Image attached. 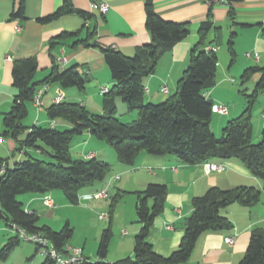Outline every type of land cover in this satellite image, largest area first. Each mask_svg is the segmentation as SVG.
<instances>
[{
	"label": "trees",
	"instance_id": "16d2710c",
	"mask_svg": "<svg viewBox=\"0 0 264 264\" xmlns=\"http://www.w3.org/2000/svg\"><path fill=\"white\" fill-rule=\"evenodd\" d=\"M74 12L86 16L75 11L65 0L57 11L38 21L48 23ZM12 16L24 17V0H20ZM146 27L151 42L139 48L133 56H126L112 47L98 46L113 80L111 89L104 93V113H92L80 103L69 102L55 103L46 108L50 120L62 119L71 125L68 129L24 126L23 121L36 93L38 83L34 82V77L38 67L32 59L14 65L12 77L17 94L11 110L4 115L2 136L14 139L18 143V152L38 150L50 161L27 155L24 160L10 166L8 159L0 158V220L7 226L15 224L28 233L42 234L60 251L69 244L74 233L69 223L60 231L47 225L40 226L39 216L35 212H27L17 197L28 193L46 195L61 190L70 203L78 204L83 191L103 182L111 173L109 164L96 157H72V140L85 132L111 145L119 161L128 166H132L141 153L171 154L190 165L237 159L253 176L264 181V129L261 141L257 144L252 142V106L258 96L264 94V67L254 66L244 71L242 79L245 81L252 75H259L249 96V105L238 117L230 119L221 136L217 137L211 128L214 103L206 98V93L216 85L219 61L215 51L205 49L209 46L208 34L214 23L211 19L201 23L199 40L191 48L189 65L178 81L176 92L158 104L145 102V79L156 73L160 58L184 41L191 34V28L188 22L161 18L151 0L146 4ZM233 44V39H230L228 51L232 63L236 57ZM88 81V76L76 67L60 70L54 66L42 83H56L63 88L76 87L84 91ZM117 98L123 100L129 111H138L136 121L123 123L116 117ZM29 129L30 132H27ZM25 134L27 136L21 140ZM137 193L136 214L141 230L135 236L134 257L106 262L113 235L110 221L101 236L98 260L87 258L83 264H187L202 234L233 227L232 222L222 215L223 210L233 204L253 207L260 203L262 197V191L246 186L231 190L214 186L204 195L194 197L193 211L186 220L181 244L176 251L165 256L155 250L148 236L156 218L165 209L168 188L165 184L152 183ZM122 196L119 193L112 198L110 220ZM20 242L18 236L10 238L0 249V261H6ZM42 264H53V261L46 258ZM239 264H264V227L252 230L246 253Z\"/></svg>",
	"mask_w": 264,
	"mask_h": 264
},
{
	"label": "crops",
	"instance_id": "0c3cea01",
	"mask_svg": "<svg viewBox=\"0 0 264 264\" xmlns=\"http://www.w3.org/2000/svg\"><path fill=\"white\" fill-rule=\"evenodd\" d=\"M64 1L24 0V17L14 18L12 15L17 11L20 0H0V158L8 159L10 166L24 160L27 155L32 156L34 152L42 155L40 151L34 149L18 152V143L10 137L2 136L4 115L11 110L17 94L12 77L16 63L35 60L38 67L34 77V82L38 83L36 93L47 86L41 98L42 107H36L34 102L30 105L28 116L23 121L24 126L55 127L63 130L70 128L71 125L62 119L52 121L48 118L46 108L52 104L80 103L89 111L95 110L96 114L104 113L105 94L102 90L105 88L110 90L113 80L98 46L112 47L126 56H133L139 48L151 42L146 27V4L149 0H106L109 4L106 14L92 12L90 0H68L75 11L83 12L86 16L74 12L48 23L38 21L57 11L63 6ZM151 2L156 13L164 20L188 22L191 28V34L184 41L160 58L156 73L145 79V95L150 97L151 101L158 99L160 94H165L162 92L164 86L168 87L169 95L172 93L170 86L174 88L188 67L191 48L199 40L198 29L201 23L208 19L214 23V28L208 34L209 46L216 48V54L220 57L230 54L228 42L233 39L236 55L245 54L242 68L238 72L254 66L264 67V64L261 65L264 63V0H226L223 4L213 5L211 9L204 0H151ZM224 47H227V50ZM247 53H251L252 56L248 57ZM54 66L60 70L76 67L80 73L87 75L89 81L84 91L76 87L63 88L56 83L43 84ZM206 98L212 100L214 105H226V101L217 95L214 88L206 93ZM162 99L163 97H160L158 100ZM136 116L139 118L138 114ZM224 116L227 118L222 117L215 122L217 126H224L234 115H229L228 112ZM261 116L264 118V112ZM262 126L264 128V122ZM254 131L253 124V134ZM27 132H30V129ZM26 136L27 134L23 135L21 140ZM76 137L75 148L82 143L81 159H87L93 154V157L109 164L112 169L104 180V186L84 191L81 196L95 190L107 189L109 193L107 199H110L111 191L117 188L118 192L129 196V201L135 207V216L130 213L128 216L125 215L116 228L113 226L114 213L111 220L108 217L111 227L114 228L112 238L120 234V240L114 242L115 239L111 238L106 262L113 263L134 257L135 236L141 230L136 214L137 192L145 190L152 183L165 184L168 188L165 209L156 218L148 236V241L161 255H170L179 248L186 220L193 211L192 199L204 195L214 186L224 190L242 186L255 187L262 191L261 201L253 207L233 204L223 210L222 215L232 222L233 227L229 230L202 234L187 264H239L246 253L252 230L264 227V181L253 176L240 160L223 161L218 163L223 166L222 170L208 172L206 163L190 165L171 154L160 156L141 153L134 164L128 166L119 161L116 152L105 146L104 141L90 133L85 132ZM261 137V132H258L255 141H260ZM57 195L56 192L46 195L29 193L19 201L23 203L27 212H35L38 215L39 206L53 209L45 205L46 196L54 204L55 198L59 197L62 203L67 205L66 199ZM107 199L79 201L86 204ZM10 230L5 223L4 226H0V246L3 247L10 238L17 236ZM228 237H235L233 245L226 243L225 239ZM22 242L25 241L21 240L18 246ZM27 248L29 247L21 246L19 251L27 253L25 260L32 259L28 264H42L46 261L44 256L37 259L38 256L35 254L39 253V250L36 246L35 249ZM83 252L89 259L86 247H83Z\"/></svg>",
	"mask_w": 264,
	"mask_h": 264
},
{
	"label": "rangeland",
	"instance_id": "374dc122",
	"mask_svg": "<svg viewBox=\"0 0 264 264\" xmlns=\"http://www.w3.org/2000/svg\"><path fill=\"white\" fill-rule=\"evenodd\" d=\"M225 50H227V47H224ZM218 69L216 73V85L214 89L216 90L217 95L224 99L226 102L229 115L232 116L231 119L238 117L249 105V96L252 95L255 85L259 79V75L255 74L252 75L251 78L247 79L246 81L242 79V75L245 70H242L241 72H238L242 68V61L245 60V54L243 55L237 53L235 57V62L233 63V66L229 68L232 64V56L230 54H226L220 57L218 54ZM264 63L262 62L261 65ZM187 69V68H186ZM230 69V71H229ZM223 79H226V81H222ZM235 80V81H234ZM220 82V83H219ZM178 81L176 82L174 88L173 86H170V89L172 93L169 94H160L158 99L160 97H163L162 100H158L155 98V100L151 101L150 97H146L145 102L146 103H153L158 104L163 101H165L169 96L173 95L176 92ZM105 97V96H104ZM117 113L116 117L123 123H132L133 121H136L138 119V111H129L126 104L123 102L121 98L117 99ZM44 110V109H43ZM44 112V111H43ZM91 112L95 113V110H91ZM264 112V94H261L258 96L256 102L252 106V123L255 126V131L253 134L252 142L254 144H257L261 141H255V136L258 132H261L264 129L262 124L264 122V118L261 116ZM133 114H135L134 117ZM133 116V118H132ZM227 118L224 115L221 114H214L212 118L211 128L213 133L220 137L222 134L223 128L226 126H217L215 122L217 120H221V118ZM224 119V120H225ZM45 127V126H43ZM263 128V129H262ZM60 129V128H59ZM61 130V129H60ZM77 137H74L71 143L72 148V157L74 159H81L82 157V143L80 146L75 148L77 145L76 139ZM99 142V141H97ZM105 142V141H104ZM105 146L108 148H111V150L115 151L111 145L108 143H104ZM32 156L38 159H42L45 161H50V158L46 155H40L37 153H32ZM87 158V157H86ZM104 186V181L97 183L95 187L91 189H87L85 191H90L93 189H97ZM118 187V186H117ZM97 190H95L96 192ZM53 192H56L58 194L57 196H62L66 199L67 205L62 203V201L59 199V197L55 198V207L53 209H47L43 206H39L37 208V211L39 212V222L38 224L40 226L42 225H48L52 227L55 231H60L63 229V227L69 223L70 227L73 229V236L70 240V245L78 246V247H86V253L90 260L97 261V251L99 247V243L101 240L102 233L105 229L109 227V211L110 206L112 202V198L119 194L120 192L116 189H113L110 193V199L103 200V201H91L89 203H84L82 201H79L78 204H72L67 200L64 193L61 190H54ZM84 192V191H83ZM94 191H92L93 193ZM29 194V193H28ZM122 198L116 203V207L114 210V224L115 228L117 225H119L124 218V216H128L130 213L132 216H135V207L129 201V196H125L123 193ZM27 194H22L17 197L18 200H20L21 197ZM126 197V198H125ZM102 216H105L102 218ZM0 226H4L3 221L0 220ZM112 232L114 233V228H112ZM12 230V229H11ZM10 230V232H11ZM15 233V232H14ZM119 235H116L113 238L115 239L114 242H117L116 240L119 239ZM112 238V239H113ZM21 246H26L29 248L35 249V245L33 243H26L22 242L20 246H18L9 256V258L6 261H0V264H28L32 261V259L25 260L27 257L26 252L19 251V248ZM2 246H0V249ZM29 248H27L29 250ZM109 253V252H108ZM35 256H38V260L43 258L44 255L41 254V252L35 254ZM35 257V258H36ZM45 257V256H44ZM111 257V256H110ZM118 261V260H117Z\"/></svg>",
	"mask_w": 264,
	"mask_h": 264
},
{
	"label": "built area",
	"instance_id": "2783aa9c",
	"mask_svg": "<svg viewBox=\"0 0 264 264\" xmlns=\"http://www.w3.org/2000/svg\"><path fill=\"white\" fill-rule=\"evenodd\" d=\"M204 2L209 6H213L216 4H223L226 0H204ZM90 9L92 12H100L101 14H106L109 9V4L106 0H90ZM206 51H216V48L207 46ZM248 57H251V53L246 54ZM258 58V56L256 55ZM47 90V86L43 87L42 89L38 90L34 97V105L36 107H42L43 103L41 101L43 93ZM108 91L107 88L103 89L102 92L106 93ZM162 92L165 94H169V89L167 86L162 88ZM213 112L216 114L225 115L228 113L227 106L223 104H215L213 106ZM94 155L90 154L88 158H92ZM206 170L208 172L215 171V170H222L223 166L218 163H206L205 164ZM109 198V193L107 189H102L90 194H86L80 197V200H102ZM44 203L47 206L55 207L54 203L49 199L48 196L44 197ZM105 216H102L104 218ZM17 236L26 242L33 243L44 255L46 258H50L53 261V264H83L87 261V258L84 256L83 248L78 246H73L67 244L62 251L58 250L54 244L51 242L49 238L42 234H31L28 233L26 230L18 227L17 225L13 224L10 227ZM226 243L229 245H233L235 241V237H228L225 239Z\"/></svg>",
	"mask_w": 264,
	"mask_h": 264
}]
</instances>
